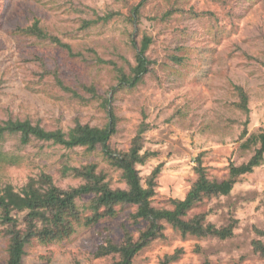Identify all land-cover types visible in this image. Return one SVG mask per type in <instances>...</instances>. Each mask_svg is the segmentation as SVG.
<instances>
[{"label": "rangeland", "instance_id": "374dc122", "mask_svg": "<svg viewBox=\"0 0 264 264\" xmlns=\"http://www.w3.org/2000/svg\"><path fill=\"white\" fill-rule=\"evenodd\" d=\"M138 8L135 21L134 9ZM39 19L51 36L40 39L18 30ZM148 35L150 71L135 87L112 92L118 69L131 73L136 45ZM118 68V69H117ZM54 71L72 91L63 89ZM84 85L96 87L91 97ZM242 86L247 111L240 106ZM112 97L115 151H128L143 122L144 151L150 156L138 168L147 185L157 175L152 204L173 208L198 179L201 159L210 179L223 180L231 164L247 163L264 134V0H0V121L30 119L49 130L68 131L76 120L104 127L110 113L103 97ZM6 155L0 162V188L16 189L42 172L62 188L84 182L64 166L97 164L113 188H128L122 169L113 166L102 147L68 148L19 134L0 138ZM90 196L78 200L83 208ZM135 205L98 224H76L61 242L27 245L22 264H116L118 255L98 257L97 245L109 234L115 241L129 230L137 239L147 221H134ZM24 213H16L25 227ZM87 213V212H85ZM203 213L206 221L226 226L237 220L234 236H184L165 222V236L141 250L132 264H160L166 254L182 249L171 264H264L253 241L264 228V160L242 175L230 195L205 198L188 217ZM0 223V264H7L9 235Z\"/></svg>", "mask_w": 264, "mask_h": 264}, {"label": "trees", "instance_id": "16d2710c", "mask_svg": "<svg viewBox=\"0 0 264 264\" xmlns=\"http://www.w3.org/2000/svg\"><path fill=\"white\" fill-rule=\"evenodd\" d=\"M139 9H134L133 21L136 19ZM18 30L25 34L36 36L40 39H51L70 49V45L61 42L55 36L49 35L40 25L39 19L26 27ZM152 38L145 35L140 45H136V65L132 66L131 73H126L122 68L118 69V83L113 86L112 92L126 87H135L141 83L144 76L150 71L152 60L147 55ZM57 83L65 90L72 91L83 98L73 88L67 86L54 71ZM85 88L91 92V97L98 98L94 85ZM240 94V106L247 111L248 94L242 86L237 87ZM112 97H103L104 105L109 108L110 121L104 127L83 123L79 119L68 131L61 128L49 130L40 123H33L30 119H7L0 121V138L6 134H19L23 144L29 143L34 137L41 140L52 141L68 148L84 146L89 150L102 147L105 156L110 163L122 169L123 177L128 188H113L103 171H98L97 164L88 163L82 166H64V172L73 171L74 176L82 178L84 182L78 186L62 188L58 186L53 176L42 172L37 177H31L20 189L7 183L0 188V223L5 225V232L9 235L7 264H22L26 253V247L34 240L44 244L61 242L69 239L76 230V224L92 226L98 224L104 218L117 215L123 207L135 205L136 211L132 214L134 221H147L148 225L136 239L129 230H125L123 239L115 241L109 234L104 241L97 245L95 255L105 257L118 255L116 264H132L135 256L151 244L154 240L165 236V222L179 230L182 235H195L198 237L216 236L226 239L234 236L236 219H232L226 226H217L206 221L203 213L188 217L189 211L205 198L230 195L240 177L250 173L264 160V134L260 135L261 146L247 163L240 165L231 164L229 175L219 181L210 179L201 159L196 166L198 179L192 185L187 195L181 199L173 200V208H158L152 204L155 194L157 175L161 171V165L157 166L147 179V185L142 183V176L138 168L144 164L150 156L149 151H144V133L148 125L143 122L138 133L133 138L128 151H115L110 146V139L116 132V117L111 107ZM6 155L0 150V162ZM90 196L88 204L83 208L78 200ZM24 213L25 227L20 226V220L16 213ZM87 212V213H85ZM262 236L253 241L254 251L264 257V228L258 230ZM182 249H177L172 254H166L160 264H171L178 259ZM75 264H79L78 262ZM207 264H212L207 261Z\"/></svg>", "mask_w": 264, "mask_h": 264}]
</instances>
